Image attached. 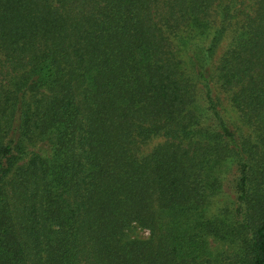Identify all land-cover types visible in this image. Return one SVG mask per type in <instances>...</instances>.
Wrapping results in <instances>:
<instances>
[{"label": "trees", "instance_id": "obj_1", "mask_svg": "<svg viewBox=\"0 0 264 264\" xmlns=\"http://www.w3.org/2000/svg\"><path fill=\"white\" fill-rule=\"evenodd\" d=\"M0 264H264V0H0Z\"/></svg>", "mask_w": 264, "mask_h": 264}, {"label": "rangeland", "instance_id": "obj_2", "mask_svg": "<svg viewBox=\"0 0 264 264\" xmlns=\"http://www.w3.org/2000/svg\"><path fill=\"white\" fill-rule=\"evenodd\" d=\"M224 49H225V42L221 44L217 56H219ZM222 105H223L224 113L226 117L229 119L234 129H236L238 132H243L247 135L249 134L254 135L253 123L250 124L248 121H246L240 115V112L231 104V102L227 98L223 100ZM158 141L159 139L152 141L150 145L145 146L144 149L150 150ZM234 175L235 174H232L231 176L228 177V179L233 180ZM234 198L235 195L232 193V189L229 188V186L225 187V189L222 192H220L213 198V203L209 206L210 213L217 212L220 208L227 205H232V206L235 205ZM130 234L132 237L143 238L148 235V232L143 229H137L133 232H130ZM211 247L214 252H219L227 249L226 248L227 246L225 244H222L221 242H218L216 240L211 241Z\"/></svg>", "mask_w": 264, "mask_h": 264}]
</instances>
